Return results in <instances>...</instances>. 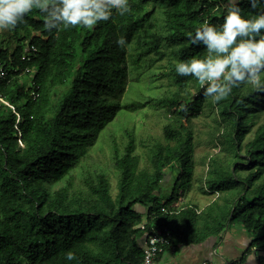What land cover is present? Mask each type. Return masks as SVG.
I'll list each match as a JSON object with an SVG mask.
<instances>
[{"label": "trees", "instance_id": "obj_1", "mask_svg": "<svg viewBox=\"0 0 264 264\" xmlns=\"http://www.w3.org/2000/svg\"><path fill=\"white\" fill-rule=\"evenodd\" d=\"M128 2L129 14L92 28L50 31L33 10L27 23L11 29L22 45L10 60L1 52L0 61L19 68L22 77L0 89L16 108L0 106V264H142L145 222L168 229L176 245L201 243L239 225L253 238L249 252H264V91L240 85L215 103L195 80L175 72V61L204 54L189 33L205 20L222 23L223 0ZM241 7L255 11L247 0ZM120 36L126 48L116 44ZM27 39L36 52L22 61ZM159 76L167 79L162 98L124 105L136 112L154 104L172 117L162 141L151 146L148 164L142 167L137 153L135 126L124 122L123 150L114 141L117 195L106 172L85 173L77 183L76 171L122 113L119 95L127 80L128 91L145 78L154 91ZM193 90V102L179 111ZM207 108L217 115L206 146L220 151L202 159L208 166L202 191L219 197L203 209L190 204L162 217L167 175L177 173L173 192L180 180L191 190L199 144L193 120Z\"/></svg>", "mask_w": 264, "mask_h": 264}, {"label": "clouds", "instance_id": "obj_2", "mask_svg": "<svg viewBox=\"0 0 264 264\" xmlns=\"http://www.w3.org/2000/svg\"><path fill=\"white\" fill-rule=\"evenodd\" d=\"M243 0H223L226 14L222 23L202 22L189 33L193 45L204 54L175 61L179 76L191 77L203 87L204 97L219 103L234 88L251 85L264 91V0H247L254 12L241 7ZM39 10L48 30L81 26L92 28L114 15L125 16L132 9L128 0H0V30L27 23L26 16ZM128 46L124 36L116 40ZM66 259H75L69 251Z\"/></svg>", "mask_w": 264, "mask_h": 264}, {"label": "rangeland", "instance_id": "obj_3", "mask_svg": "<svg viewBox=\"0 0 264 264\" xmlns=\"http://www.w3.org/2000/svg\"><path fill=\"white\" fill-rule=\"evenodd\" d=\"M153 7L148 8V11ZM155 10L159 13L160 8L157 7ZM11 29H2L0 30V42L1 45L4 43L6 48V54L10 58L13 53L16 45H22L20 42V38H16L11 36ZM30 39L23 44L24 47L29 46ZM157 70V68L155 69ZM159 80L157 82L158 88L154 91H149L147 88L148 78H145L140 87H137V90L128 91L129 87V79L127 80V86L125 87V91L119 95L120 103L122 106V113L116 118L114 123L107 127L99 136L96 145L92 148L89 157L86 159L84 166L81 169L76 171V182H82V175L88 172H106L111 177L112 182V194L115 197L118 193L117 189V180L114 170L112 168L113 163V155H114V141L117 143L120 150H123L124 143L126 142L125 134L123 133V128L125 127V123L128 128H131L133 125L136 128V136H137V153L142 158V167H145L148 164L149 158V150L151 146L154 144L156 140H161L163 138V128L164 126L172 120L171 115L165 114L163 111H158L155 109L154 104L147 106L143 110H139L136 112H128L125 110L124 105L127 103H131L134 101L138 102H152V99H160L166 94L167 87V79L164 76H159ZM193 97L189 99V101L185 102L179 108V111L184 109V106L193 102L194 96L197 95L196 91H192ZM173 111L171 114L173 115ZM177 111V113H180ZM178 115V114H176ZM216 113L211 112L207 108L206 113L201 114L198 118L193 120V125L195 129L196 142L199 144L195 150V170L192 181V187L190 193L188 195V204L197 205L202 208L206 206L208 203L212 202L215 198V195L205 194L202 191V187L205 188L206 183V174L208 171V166L203 164L202 159L208 154H217L219 149H211L206 146V143L210 140V132L212 131V127L214 125V120L216 118ZM181 121H186L185 117H180ZM264 122V118L259 122L262 124ZM124 135V136H123ZM251 135L248 136V138ZM222 137V135H221ZM172 179L173 182L177 180V173H173L172 175H167L165 181L162 183L163 187L166 186V182ZM167 189V190H166ZM164 188L166 195L171 194L172 187L168 186ZM165 195V196H166Z\"/></svg>", "mask_w": 264, "mask_h": 264}, {"label": "crops", "instance_id": "obj_4", "mask_svg": "<svg viewBox=\"0 0 264 264\" xmlns=\"http://www.w3.org/2000/svg\"><path fill=\"white\" fill-rule=\"evenodd\" d=\"M5 50V44L1 45L0 42V53L6 52ZM165 184V189L172 187L171 194H165V198H168L173 193L174 182L169 179ZM139 210L145 213L140 207ZM252 241L253 238L243 227L231 225L218 237H211L197 244L177 245L174 252L164 251L154 264H264V252L257 249L249 252ZM141 246L145 249L146 237L141 241Z\"/></svg>", "mask_w": 264, "mask_h": 264}, {"label": "built area", "instance_id": "obj_5", "mask_svg": "<svg viewBox=\"0 0 264 264\" xmlns=\"http://www.w3.org/2000/svg\"><path fill=\"white\" fill-rule=\"evenodd\" d=\"M33 52H36L35 46H26L24 48V52L22 53L21 60H30ZM10 59L11 57L9 58V60ZM17 75L18 77H22V75H19V68H8L6 63L0 61V89L7 88L17 77ZM1 105H5L16 112V108L8 101L7 96L3 92H0V106ZM189 193V187L185 184L184 181L180 180L172 195L163 200L160 209L161 216H174L185 210L187 208V205H189ZM214 195V200H216L219 197V193H215ZM140 229L143 231L149 229L146 234V246L144 249V258L142 264H154L155 260L164 251L171 250L174 252L177 250V245L172 243V236L168 229H156L153 225H149L148 222L142 224L140 226Z\"/></svg>", "mask_w": 264, "mask_h": 264}]
</instances>
